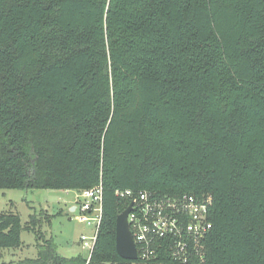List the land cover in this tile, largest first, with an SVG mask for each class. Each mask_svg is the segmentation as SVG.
Segmentation results:
<instances>
[{
  "label": "trees",
  "instance_id": "obj_1",
  "mask_svg": "<svg viewBox=\"0 0 264 264\" xmlns=\"http://www.w3.org/2000/svg\"><path fill=\"white\" fill-rule=\"evenodd\" d=\"M99 183L88 263L31 215L37 256L17 264H181L118 256L125 190L210 197L186 264H264V0H0V190ZM23 227L0 215V251Z\"/></svg>",
  "mask_w": 264,
  "mask_h": 264
},
{
  "label": "built area",
  "instance_id": "obj_2",
  "mask_svg": "<svg viewBox=\"0 0 264 264\" xmlns=\"http://www.w3.org/2000/svg\"><path fill=\"white\" fill-rule=\"evenodd\" d=\"M120 199H131V211L127 216L129 230L136 248L137 260H156L160 252L169 254L172 261L188 263L190 258L203 260L204 241L211 224L207 220L210 197L198 200L193 196L158 198L147 191L118 192ZM79 215L76 220L96 227L89 238L80 237L82 249L89 262L102 213V186L77 193Z\"/></svg>",
  "mask_w": 264,
  "mask_h": 264
},
{
  "label": "rangeland",
  "instance_id": "obj_3",
  "mask_svg": "<svg viewBox=\"0 0 264 264\" xmlns=\"http://www.w3.org/2000/svg\"><path fill=\"white\" fill-rule=\"evenodd\" d=\"M71 206L78 209L75 193L52 190H0V215H18L21 226L35 215L41 223L36 226L48 239H52L57 254L64 258L74 256L86 257L82 249L81 236L91 237L96 227L79 222L75 219L79 212H71ZM50 222H47V217ZM21 247L0 251V264H17L24 259H34L37 256L35 234L31 230H23L20 234Z\"/></svg>",
  "mask_w": 264,
  "mask_h": 264
},
{
  "label": "water",
  "instance_id": "obj_4",
  "mask_svg": "<svg viewBox=\"0 0 264 264\" xmlns=\"http://www.w3.org/2000/svg\"><path fill=\"white\" fill-rule=\"evenodd\" d=\"M131 204L116 218L115 249L118 256L127 261H137L136 248L129 230L127 216L131 211ZM73 209V208H72Z\"/></svg>",
  "mask_w": 264,
  "mask_h": 264
},
{
  "label": "crops",
  "instance_id": "obj_5",
  "mask_svg": "<svg viewBox=\"0 0 264 264\" xmlns=\"http://www.w3.org/2000/svg\"><path fill=\"white\" fill-rule=\"evenodd\" d=\"M61 192H63V191H61ZM69 193H71V192H66V194H69ZM73 193H74V192H73ZM76 195H77V193H75V200H76V202H77L78 200L76 199ZM72 208H73V209H72ZM70 211H71V212H73V211L77 212V208H75V206H71ZM85 258H86V257H85Z\"/></svg>",
  "mask_w": 264,
  "mask_h": 264
}]
</instances>
